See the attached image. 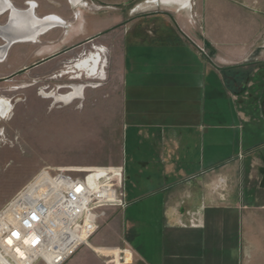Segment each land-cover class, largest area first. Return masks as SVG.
Listing matches in <instances>:
<instances>
[{
    "label": "crops",
    "instance_id": "obj_1",
    "mask_svg": "<svg viewBox=\"0 0 264 264\" xmlns=\"http://www.w3.org/2000/svg\"><path fill=\"white\" fill-rule=\"evenodd\" d=\"M195 5L203 34L186 3L83 20L82 39L104 28L120 126L117 157L88 165L120 166L126 201L106 209L115 237L90 244L124 264H264V0ZM85 247L65 264H105Z\"/></svg>",
    "mask_w": 264,
    "mask_h": 264
},
{
    "label": "rangeland",
    "instance_id": "obj_2",
    "mask_svg": "<svg viewBox=\"0 0 264 264\" xmlns=\"http://www.w3.org/2000/svg\"><path fill=\"white\" fill-rule=\"evenodd\" d=\"M9 1L12 3V0ZM179 1L181 4L175 5ZM207 1L192 0V10H190L191 2L189 0H173L174 7L163 6V4L169 5L170 2H161L162 5L154 6L152 2L145 3L144 0H81L82 6L73 7L68 0H61V4H64L66 8L69 7L65 15L59 13L57 1L53 7L44 2L48 5V11L45 13L36 10V17L38 18L45 17V14H54L63 20V25L65 22L69 26L55 27L48 33L41 35L37 42L23 44L26 46H23L21 51H17L18 48L10 49L6 60L0 63V94L8 97L13 105L9 118L0 120V209L22 187L26 186L28 181L43 167H102L88 164L104 162L109 157L116 158L120 129L115 111L113 79L108 68L111 61L110 49L102 44L100 38H95L89 45H86L89 48L85 51L89 52L93 45L105 47L103 60L105 63L104 73L106 74H104V78L88 80L83 75L81 79H72V74L61 75L64 69L60 67L61 62L72 56L75 57L78 51L74 50L73 53L62 54L47 60L30 71L17 74L9 80L2 79L18 72L24 66L77 44L83 37L84 18L91 19V22L93 20L97 22L99 19L118 14L126 19L131 15L150 13L153 9L166 10V8H170L175 11L177 8H185L183 5L186 3L187 9L190 10L188 14L192 29L203 34L204 21L201 20L200 16L195 21V3L197 2L200 9L201 4L204 5ZM235 1L243 2L245 0ZM30 9L34 13V8L31 7ZM77 11L80 12L79 19L76 18ZM0 24H4V15H0ZM93 28L92 33L94 34L91 37L104 30L103 27H99L98 23ZM2 40L0 38V41ZM208 46V43L202 42V48L205 51L209 49ZM84 55L82 53L80 56ZM58 69H62L57 73L58 78L52 80L51 77ZM67 84L90 86H87L82 96L72 103L54 102V98L50 95L54 93L67 94L70 91L66 92L68 89L64 86ZM25 85L26 87H24ZM49 85L54 86L53 92L46 88ZM44 87L45 89H43ZM40 88L42 89V96L38 95ZM24 96L27 97V107L22 105L20 101ZM99 171H103V169L100 168ZM50 172L53 174L51 170ZM39 187L44 190L42 184ZM27 188L24 194L31 190L30 185ZM24 194L22 198H24ZM40 207L41 212L52 208L43 202ZM13 217L12 215L11 218ZM107 222L108 218L105 213L100 218L96 231L80 248L87 246L92 249L105 264H124L121 257L124 253L119 252L117 255V250L113 247L100 248L90 244L95 238L106 240L115 237L114 234H110L106 230ZM105 246H117L122 251L129 250L122 244Z\"/></svg>",
    "mask_w": 264,
    "mask_h": 264
},
{
    "label": "built area",
    "instance_id": "obj_3",
    "mask_svg": "<svg viewBox=\"0 0 264 264\" xmlns=\"http://www.w3.org/2000/svg\"><path fill=\"white\" fill-rule=\"evenodd\" d=\"M122 175L120 166L41 168L0 209V264H64L108 207L126 206ZM42 202L52 208L41 212Z\"/></svg>",
    "mask_w": 264,
    "mask_h": 264
},
{
    "label": "flooded vegetation",
    "instance_id": "obj_4",
    "mask_svg": "<svg viewBox=\"0 0 264 264\" xmlns=\"http://www.w3.org/2000/svg\"><path fill=\"white\" fill-rule=\"evenodd\" d=\"M69 1V3L73 6V7H75L76 6V4H74V0H68ZM81 0H79V1H77V4H79V5H81L82 6V4H81V2H80ZM145 1V3H148L149 1H151V0H144ZM41 2H46V3H48V4H50L52 7H53V5H56L57 3H56V0H22V5H23V7H22V9L20 10V9H17V8H15L14 6H13V4L11 3V1H9V0H0V6H2V8L0 7V15H4V24H0V38H2L4 41H5V44H6V42H7V39L6 38H9V39H12V41L11 42H26V43H28V42H32V43H35V42H37L38 41V38L41 36V35H44V34H46V33H48L49 31H51L52 29H54L55 27H61V28H64V26H69V24H67V23H65L64 22V25H63V20H61V18H59L58 16H56V15H54V14H45L44 16L45 17H40V18H38V17H36V10L37 9H39L38 7L40 6V4H41ZM2 4H4V5H2ZM12 4V5H11ZM75 5V6H74ZM9 6L11 7V8H9ZM3 7H5V8H3ZM34 8V13H32V10L30 9V8ZM67 8L69 9V7L67 6ZM3 9V10H2ZM15 9V11H13V10ZM16 9H17V11H16ZM14 12V13H13ZM28 13V14H27ZM16 14H17V16H16ZM149 13H144V14H142V16H145V15H148ZM13 15H14V17H13ZM24 15V16H23ZM32 15V16H31ZM16 16V17H15ZM31 18H30V17ZM51 16H52V18H51ZM55 16V17H54ZM13 17V18H12ZM47 17V18H46ZM27 20H26V19ZM28 18L30 19V20H28ZM49 18V19H48ZM13 21H12V20ZM39 19V20H38ZM53 19V20H52ZM17 20V21H16ZM25 21H28V22H25ZM43 21V22H42ZM45 21V22H44ZM47 21V22H46ZM56 21V22H55ZM15 22V23H14ZM37 22V23H36ZM50 22V23H49ZM9 23V24H8ZM11 23V24H10ZM14 23V24H13ZM26 23V24H25ZM37 24V26L35 25V24ZM41 23V24H40ZM58 23H60V24H58ZM29 24V25H28ZM31 24L33 25V26H31ZM42 24L43 25H45V26H42ZM11 25H13V27L11 26ZM15 25V26H14ZM23 25V26H22ZM39 25V26H38ZM6 26V27H5ZM35 26V27H34ZM7 27H8V29H7ZM16 27V28H15ZM44 28V29H43ZM2 29V30H1ZM14 29V30H13ZM23 29V30H22ZM25 29V30H24ZM13 30V31H12ZM32 30V31H31ZM35 30V31H34ZM43 30V31H42ZM1 31H3V33H1ZM5 31V32H4ZM20 31V32H19ZM29 31H31V32H29ZM26 32V33H25ZM29 32V33H28ZM36 32V33H35ZM6 34H7V36H6ZM14 34V35H13ZM36 34V35H35ZM27 35V36H26ZM29 35H31V36H29ZM34 35V36H33ZM22 36V37H21ZM34 38H33V37ZM20 37V38H19ZM28 38V39H27ZM37 38V39H36ZM11 42H10V44H11ZM91 41L89 40V38H84V39H82V40H80V41H78V43L77 44H75V45H72V46H70V47H66V48H64V49H62V50H60V51H58V52H56L55 54H53L54 55V57H52V58H55V57H58V56H60V55H62V54H68V53H73L74 52V50H77L78 52H77V54H76V56H80V55H82V53L83 54H85V53H87V51H85L87 48H89V46L88 47H86V45H89V43H90ZM9 44V45H10ZM8 45V46H9ZM7 46V47H8ZM4 47V46H3ZM0 47V63H2V62H4L5 60H6V57H7V55H8V52H7V47ZM3 52V53H2ZM4 55V56H3ZM52 56V55H51ZM76 56L74 57V56H72L71 58H68V59H65L63 62H61V68H65L67 65H69L71 62H73L74 60H76L77 58H76ZM51 58V59H52ZM38 62V61H37ZM70 62V63H69ZM35 63V62H34ZM34 63H31L30 65H27V66H24V67H22L21 69H19V73L18 74H23V73H26V72H28V71H30L31 69H33L34 67H36V66H34V67H31ZM66 63V64H65ZM40 65V64H39ZM38 66V65H37ZM61 71L62 69H58L56 72H55V74L51 77V79L52 80H54V79H57L58 78V76L59 75H57V73H58V71ZM13 74V73H12ZM12 74H10V75H12ZM10 75L9 76H7V77H9V79H11V78H13L14 76H12V77H10ZM6 78V77H5ZM9 79H7V80H9ZM68 79V78H67ZM69 80V79H68ZM71 86L72 85H69V84H67V85H65L64 87L65 88H67L68 90H66V92H68L69 90H70V88H71ZM24 87H26V85L24 86ZM47 89H49L51 92H53L54 91V86H47L46 87ZM43 89H45V87L43 88ZM42 89L40 88L39 89V93H38V95L39 96H42ZM50 92V93H51ZM70 92V91H69ZM49 93V94H50ZM45 94V93H44ZM43 94V95H44ZM0 96H2V97H4V98H7L8 100H9V102H11V100L8 98V97H5L4 95H2V94H0ZM20 101H21V104L22 105H24L25 107H27L28 106V104H27V97L26 96H24V98H22V99H20ZM12 103V102H11ZM12 107H13V105H12ZM11 111H12V109H11ZM11 114V113H10ZM2 118H0V120H1Z\"/></svg>",
    "mask_w": 264,
    "mask_h": 264
},
{
    "label": "bare ground",
    "instance_id": "obj_5",
    "mask_svg": "<svg viewBox=\"0 0 264 264\" xmlns=\"http://www.w3.org/2000/svg\"><path fill=\"white\" fill-rule=\"evenodd\" d=\"M2 1V0H1ZM6 1V0H5ZM74 4H76V6H79V4H77V1L79 0H74ZM159 1V0H158ZM173 0H161V2L164 3H169ZM4 5V4H2ZM12 5V4H11ZM2 8V6H0ZM5 8V7H3ZM3 10V9H2ZM13 10V9H12ZM1 11V10H0ZM15 11V9L13 10ZM17 11V9H16ZM14 13V12H13ZM28 14V13H27ZM17 16V14H16ZM15 16V17H16ZM24 16V15H23ZM32 16V15H31ZM14 17V15H13ZM12 17V18H13ZM30 17V16H29ZM55 17V16H54ZM31 18V17H30ZM47 18V17H46ZM52 18V16H51ZM26 19V18H25ZM49 19V18H48ZM12 20V19H11ZM27 20V19H26ZM28 20H30L28 18ZM39 20V19H38ZM53 20V19H52ZM13 21V20H12ZM17 21V20H16ZM28 22V21H25ZM43 22V21H42ZM45 22V21H44ZM47 22V21H46ZM56 22V21H55ZM15 23V22H14ZM13 23V24H14ZM37 23V22H36ZM50 23V22H49ZM9 24V23H8ZM11 24V23H10ZM26 24V23H25ZM35 24V23H34ZM41 24V23H40ZM60 24V23H58ZM29 25V24H28ZM37 26V24H35ZM13 27V25H11ZM15 26V25H14ZM23 26V25H22ZM31 26H33L31 24ZM39 26V25H38ZM42 26H45L42 24ZM6 27V26H5ZM35 27V26H34ZM16 28V27H15ZM8 29V27H7ZM44 29V28H43ZM2 30V29H1ZM14 30V29H13ZM12 30V31H13ZM23 30V29H22ZM25 30V29H24ZM32 31V30H31ZM29 31V32H31ZM35 31V30H34ZM43 31V30H42ZM5 32V31H4ZM20 32V31H19ZM28 32V33H29ZM1 33H3V31H1ZM26 33V32H25ZM36 33V32H35ZM14 35V34H13ZM36 35V34H35ZM7 36V34H6ZM27 36V35H26ZM31 36V35H29ZM34 36V35H33ZM32 36V37H33ZM22 37V36H21ZM20 38V37H19ZM34 38V37H33ZM7 41L11 42L12 39L6 38ZM28 39V38H27ZM37 39V38H36ZM105 47L101 46V45H93L91 47V50L87 53H85L84 56H80L79 58H77L76 60H74L73 62H69L70 64L67 65L61 75L63 74H72L71 78L72 79H81L83 78V75H85L86 79L88 80H92L95 78H104V73L105 72V63H104V55H105ZM3 53V52H2ZM84 53V52H83ZM4 56V55H3ZM66 64V63H65ZM72 64V65H71ZM60 75V76H61ZM87 86L90 85H80V84H76V85H72L70 88V92H68L67 94H56L54 93L53 95H50V97L54 98V102H65V103H69V102H74L76 100H78L82 94L83 91L85 90V88ZM13 88V87H12ZM49 96V95H48ZM49 97V98H50ZM11 109H12V103L9 102V100L7 98H4L2 96H0V118L2 119H7L10 116L11 113Z\"/></svg>",
    "mask_w": 264,
    "mask_h": 264
},
{
    "label": "water",
    "instance_id": "obj_6",
    "mask_svg": "<svg viewBox=\"0 0 264 264\" xmlns=\"http://www.w3.org/2000/svg\"><path fill=\"white\" fill-rule=\"evenodd\" d=\"M9 8H11V7L9 6ZM94 38H95V37H91L89 40L92 41ZM11 43H12V42H11ZM9 44H10V42L7 41L6 44L4 45V47H7ZM4 47H3V48H4ZM4 49H5V48H4ZM52 57H54V55L49 56V57H46V58H43V59H41L40 61L35 62L31 67L37 66V65H39V64H42V63H44L45 61L50 60ZM18 73H19V71L16 72V73H13L12 75H10V77H12V76H14V75H17ZM7 79H9V77L3 78L2 80H7Z\"/></svg>",
    "mask_w": 264,
    "mask_h": 264
}]
</instances>
